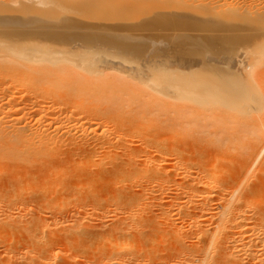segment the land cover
<instances>
[{
  "label": "bare ground",
  "instance_id": "obj_1",
  "mask_svg": "<svg viewBox=\"0 0 264 264\" xmlns=\"http://www.w3.org/2000/svg\"><path fill=\"white\" fill-rule=\"evenodd\" d=\"M22 1L20 5L17 0V3L14 2L15 4L13 5L18 6L7 5L9 1H4L7 4L0 5V186L2 185V181L4 184L2 185L3 188L2 186L0 187L1 264H77L80 261L81 264H87L89 263L88 261H90H87V259L90 258H83V255H80V253H86L88 251L87 246L92 243L95 245L97 238L101 240L102 235L107 234L108 231V235H105L108 236L106 238L107 241L103 237L104 242H106V251L101 252V256L95 254L97 258H94L95 260L91 259L90 262L93 261L92 264H167L166 262L169 261L160 260L159 257L158 260L160 261L154 259V262L153 260L150 261L151 258L147 259L146 257V259H142L141 256H138L141 254L144 256L146 253L155 254V257L158 256V253L161 251H158L157 245H159V240L161 241L164 234V238L167 236L166 230H169V228L172 229L171 233L174 232L177 236L176 238L180 242L178 248H180L181 245L184 247L183 244L186 242L182 241H184L183 239L185 237L190 238L189 241L187 240L190 242V245L197 244L199 246L197 249L191 246L192 250H196L195 253H191L190 247L188 248L190 251L185 248L189 244L187 242L188 244L186 243L185 247L177 252V264H264V200H254L255 194L264 191V31L259 32L257 35L255 34L251 41L250 37L253 32L247 33L248 35L245 32L248 37L250 34L251 35L248 38L249 41H245L246 38H244V41L247 43L252 42L255 45L257 44V49L260 48V50L258 52L256 50L252 52L254 54L260 53L257 56L255 54L256 57L254 59L252 58L254 56L252 53L251 58L253 60L248 59V61L247 58H250V55H245V57L240 55L242 58L236 63L239 65L240 69L238 66L237 68L235 66L237 69L235 70L233 67L236 64L234 63L232 65V63L236 61L233 58L235 57V51L234 53L232 51L236 46L231 50L233 55L229 52L231 56L227 53L228 51H224L228 54L227 55L223 54L224 52L220 50V48L219 50H215L218 48L216 45L221 38L216 37L217 39L214 40V37H209V35L212 36L211 34L213 33H206V37H200L201 39L206 38V44L204 41L193 42L197 45L196 48H198L193 51H187L189 47L185 50L183 46L185 42L182 43L178 39L175 44L173 43L174 45L171 42V47L169 43V48H167V46L166 49H162L156 46L158 42L156 38H154L155 36L142 35L146 30H155V28L157 30V28H162V30L170 31V33L166 31L163 32L164 37L166 36L165 33L178 36L180 31L186 30V27H183L184 24H187L186 20L187 22L192 21L183 18L184 11L188 14V12H193V10H195L196 12H194L198 15L200 11L198 9L201 8L200 12L205 14L208 11L207 9L210 8L211 10L209 9V11L211 14L212 8L203 3L205 0H197L201 5L197 3V6H193V10L191 5V10L188 8L189 6L186 7L188 11L185 9V6L180 8L182 4L178 7L175 3L171 2L172 0L169 1V3L168 1L166 3L164 2L166 5L173 3L174 7L177 6V8H180L178 9L180 11L184 9L183 12L179 11L182 17L178 16L176 20H173L176 15L171 17L173 19H166V14L169 16L171 14L170 12H172V8L168 7L169 13H164L168 5L165 7L163 3L162 7V4L158 2L160 7L154 0H146L147 2H143L144 0H142L144 4L146 3L145 5H150L148 2H152V4L155 2L156 4H153L152 7L150 6L152 9L154 5L162 9L165 8L164 11L161 10L163 14H165V16L163 15L165 18L161 17L162 20H159L160 22L158 21L160 27L158 24V26L156 24L152 25V20L147 22L150 24L144 23V26L141 24L143 21H141V23H139L141 27H137L138 31L140 29L145 30V32H142L141 35L136 37H131L129 33L128 35H122L121 33L115 35L119 33L117 30L129 29L126 23H124L125 21L122 20V18L126 20L128 16H126L127 18L122 16L126 13L128 14L127 11L131 12L132 10H125L124 8L127 5L123 4L124 2L122 3L121 1H119L120 3H118L117 6H115L116 3H110V5L112 4L110 6L106 0L105 2L101 0H84L85 2L82 0L83 2H80V0L76 1V3H72L71 1L70 3L68 0H43V3L46 2L47 5L49 4L52 7L50 8V11H52L51 14L55 12L54 14H56L57 18L59 17V14H57L59 13L57 12L59 6H62L59 10L63 7H65V9L70 7V9L74 8L73 11L75 12H73V14H85V16H81L82 18L79 20L74 19L76 21H73V18L71 19L75 14L72 16L62 14L65 18H70L68 22H71V20L75 22H71L70 25V23L66 24L67 22L64 20L63 22L65 24L63 25V22L60 21L59 23L62 22V27L59 24L55 25V23L54 25L56 27L53 24L51 25V19L49 18L50 20L48 21L46 19L47 16H39L40 11H43L41 14L45 13L46 15V13H48L46 11L44 12L46 5H41L44 7L42 10V7L39 6L41 7L40 11L37 12L39 9L37 5L40 4V2L42 3V0ZM131 1L128 2L132 3ZM134 1L136 2L138 0ZM175 1L177 2V0ZM209 1L213 2L212 0H208V2L206 0L205 2L209 4ZM222 1H225L229 7L230 5H235L237 2L236 9L238 8L237 10H239V0L234 3H232V0V2L230 0H228L230 2H227V0ZM245 1H243L245 5L239 2V4H241L240 6H247V0ZM0 3H3L2 0ZM103 3L105 6L102 5ZM198 4L201 7H199ZM213 4L214 3H212V5ZM97 5L102 7L100 8ZM113 5L117 7V9L113 8ZM219 5L221 7L222 3ZM219 5H214L213 8L216 9ZM224 5L225 4H223V7ZM56 7L58 8L55 11L54 9ZM103 7L106 9V12L108 13L109 11L111 15L114 10L122 12L119 9H124L121 16L122 18L120 17L121 14L118 15L117 12L113 14L114 16L107 18L110 15L105 16L106 12ZM107 7H110L109 10ZM118 7L121 8L118 9ZM159 7H154L156 11L153 10V12H155V14L159 11ZM196 7L199 8L196 9ZM204 7H206V12H202V8L204 9ZM234 7L230 8L235 9ZM230 8H228V11ZM88 9H91L89 10L90 12L87 11ZM96 9L98 12L100 11V14L94 12ZM136 9L137 8L134 10L137 11L138 9ZM92 10L93 12H91ZM178 10L175 13H177ZM237 10L234 11L238 14ZM102 11L104 13H101ZM144 11L145 9L143 8V12H140L145 13L146 11ZM161 11L158 13L160 14ZM259 11H262V9ZM186 12L185 15H187ZM212 12L215 13L214 11ZM229 12L231 13L233 11L230 10ZM257 12L256 15L258 14ZM150 13L146 14H154L152 12ZM195 13L191 14L195 15ZM261 14H263V11ZM116 15H118V17L121 18L119 20L123 22L119 21L117 17L116 20H118V22L116 20L114 21ZM208 15H206V17H210ZM213 15L215 17L217 16V14ZM213 15H211V17ZM218 15L217 17L219 18H217V22L223 17L221 13ZM220 15L222 16L221 18ZM227 15L224 14V17H227ZM230 15L232 14H229V16ZM239 15H241L239 17L242 18L243 14L241 13ZM190 16L189 13V17ZM202 16L205 18V15ZM232 16L238 20H235L236 22L240 21L235 17L237 15L233 14ZM42 17H44V21L46 20L47 22V25L44 24L45 26H43L44 22L42 21ZM56 17L53 16L52 18ZM95 17H100V19L107 18L108 20L97 21ZM140 17L141 16L138 18ZM158 17L159 16H157V18ZM185 17L187 18L188 15ZM62 18L63 17H61V20H63ZM178 18L185 21L179 20ZM257 18L259 17L257 16ZM260 18L261 19L255 22L253 21V25L260 26V24H264V16L262 15ZM58 19L60 20V18ZM223 19L222 22L220 21V26L222 23H224V25L217 28L219 31H221V28L224 31H231L235 26L233 24V18H225L224 20L227 19L226 23L223 22ZM251 19H253V17ZM54 20L55 19H53V21ZM147 20L149 21V19ZM156 20L157 19H155L154 23L157 22ZM199 20L200 19L197 21ZM38 21H42L43 23L39 22L40 25H38ZM244 21L242 20V22ZM228 22H230V24ZM231 22L233 26H231ZM201 23L196 25H194L195 23H191L192 26L189 24V27L193 28L197 25L200 26ZM213 23L209 22V24H212V26H210L212 28ZM227 23L228 26H226ZM249 23L250 22L245 24ZM214 24L216 25V22ZM237 24L239 26V23ZM145 25H149L146 26L148 28H146ZM198 26L196 28H198ZM224 26L228 28L225 29ZM229 26L231 29H229ZM247 26L250 27L251 24ZM202 27H204V25ZM207 27H209V25H207ZM215 27L213 29H215ZM241 27L239 26V28ZM72 28L73 30L75 28L78 29L77 31H73ZM235 28L236 26L233 29ZM239 28L236 30H240ZM92 29L99 30L100 33L101 29L103 31L107 30V35L110 32H113V34L114 32L116 33L113 38L112 36L110 37V35L105 37V33L104 37H101L95 32L96 30L94 31ZM218 29L215 31H218ZM244 29L246 30V28ZM248 29L249 28H247V30ZM208 30L206 29L205 31ZM134 31L136 30L134 29ZM15 34L17 36H14ZM154 34L157 35L156 33ZM203 34L204 33H202V35ZM243 34L244 33H242V35ZM158 35L157 37H159L161 33L159 36ZM233 35L237 34L230 33L231 38L229 40L235 38ZM40 37H42V40H50L52 45L50 43L47 45L48 41L44 43L45 45L41 44L39 41ZM170 37L172 39V36H169L167 39ZM241 37L240 35V39H243V37ZM181 39L180 37V40ZM198 39L199 38H197V40ZM144 40H146V42H143ZM148 40H150V42ZM191 40L194 41L193 39ZM221 40L223 42L226 39ZM234 40L232 43H236V40ZM182 41H184V39ZM244 41L243 43H245ZM177 42L179 43L177 44ZM208 42L213 45V47L210 48L209 45L206 47ZM222 42L218 44H222ZM186 44H188V42ZM252 45L253 44H251V46ZM226 49L224 48L223 50ZM97 51L104 53L105 56H99ZM81 52L85 53L81 54V56ZM77 54V59H81V61L79 60L80 63L76 62L77 60H74V58H69V55L70 57L71 55L72 57H76L75 55ZM122 61L129 65L120 66ZM101 64H106L105 68H100L103 67L100 66ZM91 66L95 68L100 67L95 70L91 68ZM121 67H129L131 71L137 69L136 75H133V73H131V75L129 72V74H126L127 76H124V69H121ZM105 69L106 71H104ZM107 69L110 72L114 70L117 74L115 72L111 74L109 71L107 73ZM144 70L148 71V74H146L147 72L145 73ZM124 71L128 73V71ZM133 72L135 73V71ZM121 73H123V76ZM137 82L141 84L146 83L148 89L142 88ZM24 91L27 92V96L29 94L31 95L29 96L30 99H32L33 96H36L33 97L35 99L40 96L42 98H39L40 100L24 99L23 95L25 93H20ZM19 93L22 96L19 95ZM36 94H39V97H37ZM165 97L174 100L168 99V101H166ZM151 98H153L152 101H150ZM170 101L175 103L169 105L168 103ZM30 106L36 107L38 111L43 112L42 115L38 117L35 115L36 117L34 116L33 119V115L31 116V120L34 121V123L32 122L33 124L36 125V123L38 124V122L42 120V126L39 124L40 127H33V125L30 126L28 122H25L27 120L23 113L21 115V112L28 109ZM249 112H255L257 116H244L245 113ZM162 114L165 115V124L161 121L164 120V117L163 119L160 117ZM143 116H148V119L153 120L154 124L152 125L157 124L159 127L158 130L154 133L147 132L144 135H141L139 133L141 131L139 130L137 136L141 135L144 141L139 143V147H133V145L126 146V148L120 147L119 142L121 143L122 138L127 136L125 135L126 127L122 129V132L119 131L117 133V131L114 132V130L119 126L114 129L115 124L113 123L125 125V123L128 122L130 125H133L134 120H140ZM84 118H88L91 124L88 123L91 127L93 124L97 127L103 125L100 128V130L102 129L101 132L99 134L97 133V135L90 134L89 136H82L80 134L82 137L76 140V138L72 136L73 128L63 129L65 126L72 127L76 123H81L79 121H82ZM31 120L29 122H31ZM85 122L86 120L84 123ZM51 127H53V129H51ZM94 127L92 129L97 128ZM83 128L85 129V127ZM111 131L116 134L110 136L109 132ZM205 136L207 144L206 146H202V141ZM147 137L150 138L152 143L149 144L150 140L147 141L148 139L144 140ZM232 142L235 143L234 147H232ZM67 143L71 146L68 148L72 149L73 152L77 151V154L75 153L76 158L78 157L77 160H75L73 164L71 162L68 164L69 167L72 164L71 167L73 168L71 169L73 171L81 169L85 175L89 176L90 180H94V178L98 180L103 177L102 174L109 171H112L113 174L118 171V176L116 174L113 176V178L119 180L118 182L116 181L118 185L131 183H139V185H141V183H144V186H141H146V190H151L153 192L150 191L152 194L151 200H149L147 194L139 193L140 195L138 198L137 195H135L131 199L130 197L132 195L129 194V199L124 198L125 200L121 203L119 202L121 200L120 196V198L115 199L116 196L114 194L117 193L116 190L112 191L113 195L109 196L111 200L115 197L114 199L116 201L114 199L110 201L109 197H103L105 199L100 197L101 199L99 200H94L95 198H92L91 200V195L88 194V196H85L86 194L82 191L84 194L83 196L86 197L87 204L91 202L90 206L88 205L87 207L85 204L86 201H84L85 199L83 200V198H81V189H84L83 186L85 185L79 184L75 187L76 192L79 190V192H81V196L78 195L80 196L79 200L77 196L73 198L75 196H73L74 193L72 192L71 200H68L71 193L68 194V198L63 194L58 202H51V204L54 203L53 206L50 205L53 207L50 208L52 210L40 212L37 215L38 217L36 216V218H39V221L35 218V223L31 222L33 219L28 221V217L25 218L24 215L20 213V210L23 209L22 207L26 203H24V199L21 198L25 196L27 192L32 190L35 191L40 188V181L42 183L52 182V179L56 177L58 172L60 174H65L64 168H61L60 171H55V167H53L52 164L55 160L64 162L69 161L67 159L69 157L67 156V158H65L64 154L61 156L63 157L62 160L60 159L61 157L58 159L59 156L56 155L60 150L63 151V147ZM87 144H93L96 148L92 146V149H94L93 151L89 152L87 150L85 151L87 153H84V151H82L83 154L82 152L80 153V150L84 148V146H81ZM65 147L64 150L68 149L67 145ZM134 149L137 150L139 157H136V154H133L135 157L132 156ZM120 150H124V155L121 157L122 160L118 163V161L116 162L117 157L119 159L117 155L120 154L117 152ZM70 158H75V156L71 155ZM233 161H235V163H233ZM108 167H111L110 169L117 168L110 170ZM104 170H106L105 173ZM113 170L117 171L114 173ZM21 174L22 176L25 174V177L21 178ZM18 175L21 179L17 177ZM63 179L62 177V180ZM102 179L100 180L102 181ZM64 181L62 182L64 183ZM97 182H99V180ZM90 186L91 185L87 186V188L90 189ZM63 187L64 186L60 188L64 191ZM91 187L93 188V186ZM92 190L93 189H90V191ZM66 191L67 189H65V192ZM92 192L94 194V190ZM97 196L99 197L100 195ZM87 198L90 202H88ZM113 201H115V203ZM125 201L129 202V204L128 202L126 203L128 207L123 205ZM80 202H84L85 205L82 203L80 204ZM105 202H109L111 205L113 202L114 204H118V207L116 209L115 207L111 208L112 206L109 208L107 207L111 212H106L101 210V207H103V209L106 207L107 204L102 206ZM79 204L80 206L83 205V207L86 206V208L81 211L79 209L80 212H72L76 211L75 209ZM122 205L124 206L123 208L127 209L121 208ZM114 209L119 210L116 212L120 214V216H118L120 217V222L117 224L115 223L112 226L113 228L109 229L107 225L103 223L104 220H109L107 218L104 219V217L102 218V216L104 212H109V214L115 213L117 215L116 212H112ZM150 210H154L153 213H149L151 212ZM155 210H158V212H155ZM147 213L148 215L146 216ZM155 213L156 215H154ZM105 215L106 214H104V216ZM136 215H138V221L135 222L132 218ZM145 216L149 220H147ZM142 218L143 220H141ZM146 220L149 222H153L151 220L155 221V223H151L152 227L153 224H156L159 225V229H162L160 227L166 229V225H168L169 228L167 227L168 229L163 232L164 230H159L156 225H154L156 228L150 226L148 229L146 227L148 229L146 231L154 228L158 229L156 231L159 233L157 232L158 235L154 234L155 236L152 235L155 229L152 230L153 232L150 231L151 234H148L149 232L145 234V231L142 230L144 232L141 231V233H143L142 235L145 234L148 237L150 235H152V237L154 236L152 239L148 240L149 242L150 240H154V242L158 241V244L156 243L153 247L154 242H152L153 244L150 242L149 244H151L152 248H149L150 250L147 249V252L142 248V253L136 256V254L131 253V251L135 249L132 247L138 243V240H135V243H130L131 238L134 236L141 237V239L144 238L141 234L137 235L135 228L140 226L139 222L143 223ZM182 222L184 225L183 227L181 225ZM110 223L109 225L112 224ZM142 223L140 224L144 225ZM145 225L148 226L150 224L147 222ZM52 226L62 227V232L59 233L58 230H52ZM106 227L107 230L109 229L108 231ZM140 227L137 230H140ZM111 229L112 232H110ZM134 229L135 231L132 232ZM50 230L56 232L53 233ZM130 231L132 235L134 233L136 234L132 236L130 235ZM62 233L64 235H61ZM188 233L190 236L184 235H188ZM21 234L26 236H24L27 238L25 241H28L29 244H24L25 246H23L21 243H16L17 241H15V238L21 236ZM6 235L10 237V240H6L9 243L5 246V244L2 243L4 242L2 239ZM62 236L65 245L58 249L62 242L58 245L59 242L57 238H61L60 240H62ZM129 236L130 242L128 240ZM148 237L145 239L147 240ZM5 238L7 239V237ZM149 238H151V236ZM141 239H139L140 242H142ZM101 241L103 242V240ZM143 241L145 240L143 239ZM162 241H164L163 243L165 244H160L161 246H170L169 244L173 242L171 241L169 243L168 241L169 244H167L165 239ZM173 246L174 244L168 248H177V246ZM167 247L165 249H167ZM163 248L164 247H160V250ZM77 251L81 252L77 253ZM99 251H97V253ZM163 251L166 252L164 249ZM80 256L83 258L82 260L79 258ZM95 256L91 257L93 258ZM151 256L153 255H150V257ZM176 258L175 264L177 261Z\"/></svg>",
  "mask_w": 264,
  "mask_h": 264
},
{
  "label": "rangeland",
  "instance_id": "obj_2",
  "mask_svg": "<svg viewBox=\"0 0 264 264\" xmlns=\"http://www.w3.org/2000/svg\"><path fill=\"white\" fill-rule=\"evenodd\" d=\"M4 1H7V2L9 1V2H8V4H7V3L4 2ZM12 1H13V2H12ZM44 1H45V0H44ZM52 1H54V0H52ZM55 1H58V0H55ZM70 1H71L72 3H74V2L76 3V1H80V0H68V2H70ZM83 1H84V0H83ZM83 1L81 0L80 2H83ZM85 1H86V0H85ZM85 1H84V2H85ZM101 1H104V2H105V0H101ZM106 1H107V3H109V5H110V3H116L115 6H117V4L120 3L119 1H121L122 3L124 2L123 4L127 5L124 9H125V10H126V9H131V10H132V11L130 10L131 12L127 11L128 14L126 13L125 15L122 16L124 9H122L121 7H118V9L121 8V9H119V10H121L122 12H117L116 10H114V11H112V15H111V13H110L109 11H108V13H107V12H106V9L103 7V8L105 9V12H106L105 16H106V15H110V16H108L107 18H110V17L114 16L113 14L116 13V12H117L118 15L121 14L120 17L122 16V17L127 18L126 16H128V18H127L126 20H124V18H122V17H121V18H122L123 21H125L124 23H126V26H128L129 29H127V30L121 29V31H120V30H117V32H119V33L114 32V34L116 33L115 35H119V34L121 33L122 35H123V34H124V35H126V34L128 35V33H129V35H131V37H132V36H134V37L139 36V35H141L142 32H145V30H140V29H139V31H138V28H137V27H139L141 24H143V26H144V23H145V24H150V23H147V22H150L151 20H152V22H151L152 25H153V24H156V25L158 24L159 27H160V23H159V22L162 20V18L165 16L166 13H169V12H168V11H169V8H172V12H173V13L170 12V13L172 14V15L170 14L171 16H170V15L167 16V14H166V19L169 18V20H170L171 17H174V16L176 15V17H174V19L171 18V19H173V20H176V18H177L178 16H179V17H182L180 12H183V11H184V9H183V10L181 9V11L178 10V9L183 8V6H185V9H187V11H188V8L190 9V5H191L192 10H193V6H197V3H199V4L201 5V3L198 2L197 0H194V1H193V0H191V1H188V0H177V2H176L175 0H174L175 2H174L173 0H172V1H171V0H154V1L157 2V3L160 2V4H162V5H161L162 7H163V3H164V2L166 3L167 1H168V3H169V1L175 3V5H177L178 7H180L181 4H182V6H181L180 8H177V6L174 7L173 3H171V2H170L171 4H167L168 6L164 3V6H165V7L167 6V7H166V9H165V8L162 9V8H160V7H161L160 4L158 3V5L160 6V7L157 6V7L160 8L159 11H161V10L164 11V9H165L166 12H164L165 14H163V12L161 11L160 14H159V13H158L159 11H157L156 14H155V12H153V10H154V7H155V8H157V7H156L155 5H154L153 9H152L151 7L153 6V4H156V3L153 2V4H152V2H148V3H150V5H149V4H148V5H145L146 3L144 4L143 2H147L148 0H147V1L144 0L143 2H142V0H138V1H136V2H135L134 0H132V1H131V0H128V1H131L132 3L128 2L127 0H106ZM139 1H140V2H139ZM150 1H152V0H150ZM203 1H204V0H203ZM205 1H206V0H205ZM205 1H204L203 3H204L205 5H207V6H209V7L211 6L212 11H214L215 13H213V12L211 11V14H210V11H209L210 8L207 9V10L209 11V12H208L207 10H205L206 7H204V9L202 8V12H203V11H204V12L207 11L205 14H204V13L202 14V13L200 12V11H201V8L198 9V10H200V11L198 12V13H199L198 15H197V13H195V12H196L195 10H193V12H191V11L188 12V14H187L186 11H184V12H183V13H184L183 18H184V19H189V20H192V21L190 22V21L188 20L189 22H187V20H186V23H187L188 25H187V24H184V25H183V27H184V26L186 27V28H185L186 30H185V31H183V30L180 31L178 36H176V35H171V34L168 35V33H170V31L162 30V28H159V29L157 28V30H156V28H155L156 31H155L154 29L146 30V32H145V33H142V35H150V36H152V37L155 36L154 38H156V40H157V42H158V43H156V44H157L156 46H159V47L162 48V49H166V47L169 45V43H170V47H171V46H172V45H171V42H172V44H173V43L175 44V42L179 40V41H181L182 43L185 42V43L183 44L185 50H186L187 47H189V50L187 49V51H191V50L193 51V50H195V49H198V48H196V47H197V45L195 44L196 42H198V41H204L205 44L207 43V42H206V38H205V39H204V38L201 39V38H200L201 36H205L206 33H208V34L213 33V34H211L212 36L209 35V37H211V38L214 37V40L217 39L216 37L221 38V39H223V40L226 39V40H224L225 42H224V41L222 42V40L219 39L220 41L218 40L217 45L215 44L216 47H218V48H216L215 50H219V48H220V50H222L223 52H224V51H226V52L228 51L227 53H229V52H231V50L233 49V47L236 46V48L233 49V51H232L233 53H234V51H235V57H236V58H235V57H233V58H234V60H236V61H234V62L232 63V65H233L234 63L236 64L237 61L240 60V58H242V56L245 57V55H246V56H249V55H250V58L252 57V55H254V56L252 57V58L254 59V58H255L260 52L257 53V54L255 53V54H256V56H255V54H254L252 51L256 50V51L258 52V51L260 50V48L257 49V46H258L257 44L255 45V44L252 43V42H250V43L248 42V43H247V42H245V41L248 40V38L250 37L251 34L249 35V37L247 36L249 33H252V32H253V33H252V36L250 37V41H251V40H252V37H254L255 34L257 35L259 32H263V31H264V27H263L264 24H260V26H259V25H253V21L255 22V21H257L258 19H261L260 16H262V15L264 16V10H263V9H264V8H263L264 5H262V4H264V0H247V4H246L247 6H244V7H243V5H242V6H240V5H241L242 3L244 4V3L246 2L245 0H242V1H241V0H239V1H238V0H235V1L232 0L233 2L230 0L232 3L238 1V7H239V10H237L238 8L236 9V7H237L236 4H237V2L235 3L236 6L233 4L235 7H234L233 5H230L231 8H233V7L235 8V9H231V8L226 4V2H225V1H222V0H212L213 2H210V1H209V2H210L209 4L206 3ZM219 1H220V2H219ZM221 1H222V2H221ZM230 1L227 0V2H230ZM243 1H245V2H243ZM0 2H1V0H0ZM2 2H3V3H0V5H2V4H4V5L7 4V5H9V6H18V5H13V4H15L14 2H16V0H15V1H14V0H2ZM10 2H11V3H10ZM17 2H18L19 5H20V2H23V1H22V0H21V1L19 0V1H18V0H17ZM17 2H16V3H17ZM71 2H70V3H71ZM195 2H196V3H195ZM207 2H208V0H207ZM239 2H240L241 4H239ZM257 2H258V3H257ZM260 2H261V3H260ZM262 2H263V3H262ZM9 3H10V4H9ZM42 3H43V0H42ZM42 3L40 2V4L37 5V8H38L39 6H41V5H43V6L46 5L45 8L41 6L42 8L39 7V9L37 10V12L40 11V8H41V10L44 8V12L46 11V12H48L49 14H48V13H46V15H45V13H42V14H41V12H43V11H40L39 16H40V17L43 16V15H44V17L47 16L46 19H47L48 21L51 19V20H50L51 25H52V24L54 25V23H55V25H56V24H57V25L59 24V25L61 26V25H62L61 23H62L64 20H66V22H67L66 24L70 23V25H71V22L76 21V20H74V19L79 20L80 18H82L81 16H83V15L85 16L84 13H83V15H81V13H79V14L74 13V14H75V15H74V14H73V12H75V11H73L74 8L70 9V7L66 8V9H65V7H63V8H64V9L62 8L63 10H62V9L59 10V9L62 7V6H59V8L56 7V8L54 9V10L56 11V9L58 8V9H57V12H59V13H57V12H56V13L59 14V17H58V18H60V20H59V19L56 17V14H54V13H55L54 11H53L54 13L51 14L52 11H50V8H52V7H51L49 4H48V5H49V6H48L46 2H44L43 4H42ZM107 3H106V4H107ZM178 3H179V5H178ZM190 3H191V4H190ZM212 3H214V4L212 5ZM217 3H218V4H217ZM220 3H222V6H221V7H220V5H219ZM249 3H250V5H251V8H250ZM252 3H253V4H252ZM254 3H255V4H254ZM99 4H101V3H99ZM99 4H98V5H99ZM151 4H152V5H151ZM187 4H188V5H187ZM195 4H196V5H195ZM199 4H198V6H199ZM210 4H211V5H210ZM223 4H225L224 7H223ZM98 5H97V6H98ZM102 5L105 6L104 3H103ZM109 5H108V6H109ZM111 5H112V4H111ZM111 5H110V6H111ZM205 5H203V6H205ZM214 5H219V6L216 7V9H215V8H213ZM244 5H245V4H244ZM258 5H259V6H258ZM260 5H261V6H260ZM93 6H94V5H93ZM93 6H92V7H93ZM97 6H96V7H97ZM106 6H107V5H106ZM115 6L113 5L112 7L115 8V9H117V7H115ZM150 6H151V7H150ZM188 6H189V7H188ZM203 6H202V7H203ZM226 6H227V9H226ZM46 7L49 9V11H48V9H47ZM94 7H95V6H94ZM98 7L101 8L102 6H98ZM149 7H150V8H149ZM168 7H169V8H168ZM186 7H188V8H186ZM199 7H201V6H199ZM199 7H196V9L199 8ZM259 7H260V8H259ZM37 8H36V9H37ZM103 8H102V10H103ZM109 8H110V7H107L108 10H109ZM135 8H137L138 10L136 9L137 11H135V10H134ZM143 8H144L145 11H146V12L144 11L145 13H141V12H143ZM148 8H149V11L147 12V9H148ZM194 8H195V7H194ZM217 8H218V9H217ZM228 8H230L229 11L231 10V11H233V12L230 13V12L228 11ZM92 9H93V8H92ZM150 9H151V10H150ZM174 9H175V10H174ZM249 9H250V10H249ZM261 9H262V11H263V14H261L262 11H259V10H261ZM52 10H53V9H52ZM89 10H91V9H88L87 11H89ZM93 10H95V9H93ZM93 10H92L91 12H93ZM98 10H99V8H98ZM133 10H134V11H133ZM170 10H171V9H170ZM173 10H174V11H173ZM177 10H178V12H177L178 14L175 13ZM190 10H191V9H190ZM210 10H211V9H210ZM216 10H217V11H216ZM234 10H237V11H238V14H237V12H235ZM244 10H245V11H244ZM247 10H248V11H247ZM103 11H104V10H103ZM103 11H102L101 13H104ZM140 11H141V12H140ZM154 11H156V10H154ZM179 11H180V12H179ZM194 11H195V12H194ZM218 11L223 15V17H224V14H225V15L228 14L227 17H226V16L224 17V19H225V18H227V19H228V18H231V19L233 18V21H234L233 24L236 26V28L233 29V28L235 27V26H234V27L231 29L230 26H229V29H231V31H229V30H225V31H224L222 28H221L220 30H221V31L223 30V31H222V32L219 31V29H218L217 27L220 26L223 17L220 15V18H221V17H222V18H221V20L219 19V22H220V21H221V22H220V23L217 22V21H218L217 18H219V17H217V16H219L218 14H220ZM251 11H252V12H251ZM255 11H256V12L258 11L257 13H258L259 15H258V14L256 15V12H255ZM89 12H90V11H89ZM94 12H95V13L97 12L96 14H100V13H99L100 11L98 12L97 9H96V11H94ZM134 12H135V14H134ZM136 12H138V13H136ZM150 12H152V13H154V14H153V15H147V14L150 13ZM185 12H186V14L188 15V17H189V13H190L191 16H190L189 18H188V17L186 18L185 16H187V15H185ZM227 12H229V13H227ZM260 12H261V13H260ZM109 13H110V14H109ZM139 13H140L141 15H140ZM146 13H147V14H146ZM157 13H158V14H157ZM191 13H195V15H194V14H191ZM200 13H201L202 15H205V18H204ZM212 13L215 14V15L217 14V16L215 17ZM226 13H227V14H226ZM235 13H236V14H235ZM241 13L243 14V15H242V18L239 17V16H241V15H239V14H241ZM62 14H63V15H66V16H72V15H74L73 17H71V19L73 18V21L71 20V22H68V19H70V18H68V17L65 18L64 16H62ZM88 14H89V13H88ZM138 14H139V15H138ZM143 14H144V15H143ZM150 14H151V13H150ZM208 14H210V15H208ZM229 14L237 15V16H235V17H237L241 22H240V21H239V22H236L235 20H237V19H235L234 16H232V15L229 16ZM48 15H49V16H48ZM79 15H80V16H79ZM118 15H116V16L114 17L115 19L113 18L114 21H115L117 18H118V20L121 19V18L118 17ZM163 15H164V16H163ZM182 15H183V14H182ZM192 15H193V17H192ZM199 15H200V16H199ZM206 15H208V16H210V17H206ZM211 15H213L214 17H213V16L211 17ZM244 15H245V17H244ZM53 16L56 17V18H52ZM57 16H58V15H57ZM75 16H76V17H75ZM78 16H79V17H78ZM100 16H101V15H100ZM102 16H104V15H102ZM139 16H141L142 18H141V17L138 18ZM144 16H145V17H144ZM154 16H155V17H154ZM157 16H159L160 18H159V17L157 18ZM231 16H232V17H231ZM257 16H258L259 18H257ZM44 17H42V18H43L42 21H43L44 23H43L42 21H38V22H37L38 25H40L39 22H41V23H43V26H45L44 24H46L47 22H46V20L44 21V19H45ZM61 17H63V18H62L63 20H61ZM116 17H117V18H116ZM161 17H162V18H161ZM196 17H197V18H196ZM252 17H253L254 20L251 19ZM49 18H50V19H49ZM95 18H96L97 21L108 20L107 18H105V19H100V17H99V18L95 17ZM101 18H102V17H101ZM132 18H133V19H132ZM135 18H136V20H135ZM137 18H138V19H137ZM164 18H165V17H164ZM211 18H212V19H211ZM240 18H241V19H240ZM245 18H246V20H245ZM53 19H55V20H54L55 22L53 21ZM56 19H57V20H56ZM140 19H141V20H140ZM147 19H149V21H148ZM153 19H154V20H153ZM155 19H157V20H156L157 22L154 23ZM166 19H163V20H166ZM178 19H179V18H178ZM193 19H194V21H197L198 19H200L199 21H197L198 23H201L202 21H204V22L201 23L200 26L197 25L199 29L196 28L197 26H196V27H193V28H192V27H189V24H190L191 26H192V24H194V23H195L194 25L198 24L197 22H194ZM213 19L215 20L216 25H218V26H216V25L214 24L215 22H214ZM224 19H223V22L226 23L227 19H226V20H224ZM247 19H248V20H247ZM109 20H112V19H109ZM118 20H116V21L118 22ZM122 20H119V21H122ZM128 20H129V21H128ZM145 20H146V22H145ZM159 20H160V21H159ZM179 20H182V19H179ZM211 20H212L214 23H213ZM216 20H217V21H216ZM242 20H243V21L245 20V21H244L245 23H248V22H250V23H249V24H245L244 22H242ZM251 20H252V21H251ZM57 21H58V23H57ZM60 21H62V22L59 23ZM114 21H113V22H114ZM123 21H122V22H123ZM141 21H143V22L141 23ZM158 21H159V22H158ZM182 21H185V20H182ZM230 21H232V20H230ZM237 21H238V20H237ZM130 22H131V23H130ZM206 22H207V23H206ZM209 22L213 23V28L216 26L215 29H213L212 27H210V26H212V24H209ZM73 23H75V22H73ZM73 23H72V24H73ZM136 23H138V24H136ZM139 23H141V24H139ZM191 23H192V24H191ZM203 23H206L207 25H209V27H207V25H206V24H203ZM228 23L230 24V22H228ZM228 23H227L226 26H228ZM235 23H236V24L239 23V26H240V27L243 26L244 28H246V30H247V28H249V29H248L247 31H246L243 27H241V28H242V29H241V28H239L238 24L236 25ZM64 24H65V23L63 22V25H64ZM162 24H163V23H162ZM233 24H232V22H231V26H233ZM241 24H242V25H241ZM243 24H245L246 26L243 25ZM250 24H251L250 27L247 26V25H250ZM41 25H42V24H41ZM46 25H47V24H46ZM48 25H49V24H48ZM55 25H54V26H55ZM133 25H134V26H133ZM158 25H157V26H158ZM186 25H187V26H186ZM203 25H204V27H205L207 30H208V29H209V30H208V31H205L206 29H205L204 27H202ZM205 25H206V26H205ZM214 25H215V26H214ZM223 25H224V23H222L221 26H223ZM261 25H262V26H261ZM60 26H58V27H60ZM146 26H149V25H145V27H146ZM221 26H220V27H221ZM237 26H238V27H237ZM258 26H259V27H258ZM41 27H42V26H41ZM55 27H56V26H55ZM61 27H62V26H61ZM130 27L134 28L136 31H134V29H132V28H130ZM140 27H141V26H140ZM251 27H253V28H255V29H253V28H251ZM261 27H263V28H261ZM146 28H148V27H146ZM187 28H188L189 30H188ZM195 28H196V30H195ZM216 28L218 29V31H215V30H217ZM224 28L227 29L228 27H225V26H224ZM238 28H239L240 30H236V29H238ZM77 29H78V28H77ZM77 29L75 28V29L73 30V28H72L73 31H77ZM183 29H184V28H183ZM190 29H191V30H190ZM212 29H213V30H212ZM256 29H258V30H256ZM92 30L95 31L96 29H92ZM128 30H131V31H128ZM211 30H212V32H211ZM12 31H13V30H12ZM97 31H98V32H97ZM100 31H101V33H102L103 35L99 32V30H96L95 32L98 33L99 36H101V37H104V33L106 34L105 37H108V36L110 35V37L112 36V38H113V36H114L113 32H110V33H108V35H107V30L103 31V30L101 29ZM126 31H127V32H126ZM147 31H148V33H147ZM160 31H161V32H160ZM165 31L168 32V33H165L166 36L164 37L163 32H165ZM213 31H214V32H213ZM138 32H140V33H138ZM153 32L156 33L157 35H158V34L160 35V33H161L162 36H161V35H160V36L158 35L159 37H157V35H155ZM157 32H158V33H157ZM182 32H183V33H182ZM215 32H216V33H215ZM237 32H238V33H237ZM245 32H246V34H247V33H248V34L246 35ZM131 33H132V34H131ZM146 33H147V34H146ZM177 33H178V32H177ZM202 33H204V34L202 35ZM230 33L237 34V35H233V37H235V38H236V36H237L236 39L234 38V39L236 40V43H234V42L232 43V41H233L234 39L229 40V39L231 38ZM242 33H244V34L242 35ZM263 33H264V32H263ZM98 34H96V35H98ZM112 34H113V35H112ZM151 34H152V35H151ZM194 34H195V35H194ZM208 34H207V35H208ZM216 34H217V35H216ZM220 34H221V35H220ZM122 35H121V36H122ZM231 35H232V34H231ZM238 35H239V37H238ZM240 35H241L242 37H243L244 35H245V36L243 37V39H240ZM14 36H17V35L15 34ZM169 36H172V39H171V37H170L169 39H167ZM195 36H196V37H195ZM228 36H229V37H228ZM162 37H163L164 39H163ZM174 37H175L176 40L174 39ZM177 37H179V38H177ZM180 37L182 38L181 40H180ZM205 37H206V36H205ZM233 37H232V38H233ZM242 37H241V38H242ZM186 38H187L188 40H187ZM189 38L193 39L194 41H192V40L189 39ZM197 38H199V39H201V40H199V39L197 40ZM244 38H246L245 41H244ZM39 39H40L39 41H40L41 44H43V45H45L44 43H47V41H48L47 45H48L49 43H50V44L52 43L50 40H45V39L42 40V37H40ZM162 39H163V40H162ZM165 39H166V40H165ZM177 39H178V40H177ZM183 39H184V41H182ZM203 39H204V40H203ZM237 39H238V40H237ZM41 40H42V41H41ZM186 40H187L188 44H186V43H187ZM235 40H234V41H235ZM39 41H38V42H39ZM134 41H135V40H134ZM148 41L150 42V40H148ZM148 41H147V42H148ZM167 41H169V42H167ZM239 41H241L242 43L239 42ZM243 41H244L245 43H243ZM248 41H249V40H248ZM42 42H43V43H42ZM143 42H146V40H144ZM193 42H195V43H193ZM220 42H222V44H218V43H220ZM227 42H228V43H227ZM163 43H164V44H163ZM178 43H179V42H177V44H178ZM240 43H241V44H240ZM174 44H173V45H174ZM223 44H224V45H223ZM236 44H237V45H236ZM249 44H250V45H249ZM251 44H253V45L251 46ZM51 45H52V44H51ZM161 45H162V47H161ZM164 45H165V47H164ZM185 45H186V46H185ZM208 45L210 46V48L213 47V45L209 44V42H208V44L206 45V47H207ZM222 45H223V46H222ZM226 45H227V46H226ZM228 45H229L230 47H229ZM244 45H246V46H244ZM247 45H248V46H247ZM183 46H182V47H183ZM219 46H221V47H219ZM163 47H164V48H163ZM226 47H227V49H230V50H227ZM231 47H232V48H231ZM251 47H252V48H251ZM253 47H254V49H253ZM255 47H256V48H255ZM167 48H169V46H168ZM184 48H183V49H184ZM192 48H193V49H192ZM214 48H215V47H214ZM222 48H223V49L225 48L226 50H223ZM247 48H248V49H247ZM249 49H250V50H249ZM252 49H253V50H252ZM236 51H237V53H236ZM246 51H247V54H246ZM256 51H255V52H256ZM74 52H75V51H74ZM87 52H89V51H87ZM97 52L99 53V56H103V55H104V53H102V52H100V51H97ZM223 52H222V53H223ZM232 52H231V53H232ZM249 52H250V53H249ZM83 53H85V52H81L80 55L83 54ZM227 53L224 52L223 54H227ZM233 53H232V55H233ZM252 53H253V54H252ZM78 54H79V53H78ZM78 54L75 55L76 57H72V55H71V57H70V55H69V58H74V60H77L76 62H79V63H80L81 59H80V58L77 59ZM229 54H230V53H229ZM243 54H244V55H243ZM251 54H252V55H251ZM73 55H74V54H73ZM80 55H79V56H80ZM86 55H88V54H86ZM86 55H83V56H86ZM227 55H228V54H227ZM238 55H239V56H238ZM240 55H242V56H240ZM66 56H67V55H66ZM81 56H82V55H81ZM104 56H105V55H104ZM230 56H231V54H230ZM237 56H238V57H237ZM250 58L248 57V58H247V61H248V59H249V60H253L252 58H251V59H250ZM79 60H80V61H79ZM119 61H120V60H119ZM123 63H124V64H123ZM122 64H123V65H122ZM126 64H127L126 62H123V61H122V63H120V66H125ZM127 65H129V64H127ZM127 65H126V66H127ZM93 66H94V65H93ZM93 66H91V68H94L95 70H97L96 68L99 69L100 66H103V67H100V68H105L106 64H103V65L101 64L99 67H96V68L93 67ZM95 66H96V65H95ZM235 66H236V68H237V66L239 67V65L236 64V65H234V67H233L235 70H237V69L235 68ZM126 68H127V67H124V68L121 67V69H124V70L128 71V68H129V67H128L127 69H126ZM239 69H240V67H239ZM124 70H123L124 76H127L126 74H129V72H130V74L133 73V75H134V74L136 75V70H137V69L131 71L130 68H129L128 73H125ZM104 71H106V69H105ZM104 71H103V72H104ZM108 71H109V70L107 69V73H108ZM133 71H135V73H134ZM112 72H115V73L117 74V72L114 71V70L111 71V72L109 71V73H111V74H112ZM121 72H122V71H121ZM144 72H145V73L147 72L146 74H148V71H145V70H144ZM123 73H121L122 76H123ZM91 75H92V74H91ZM93 75H94V74H93ZM131 75H132V74H131ZM137 83H138L139 86H141L142 88H144V89H146V90L148 89L146 83H144V84H141L140 82H137ZM6 93H8V92H6ZM20 93H21V94H24V93H25V94H24L25 96L23 95V98H24V99H30L29 96H31V95H30L29 93H28V94H29L28 96H27V94H26L27 92H25V91H24V92H20ZM20 93H19V95H21ZM17 94H18V93H17ZM6 95H7V94H6ZM36 95H37V97H39V96H38L39 94H36ZM40 95H41V94H40ZM21 96H22V95H21ZM25 97H27V98H25ZM33 97H36V96H33ZM33 97H32V99H34V100H38L39 98H42L41 96H40L39 98H36V99L33 98ZM32 99H30V100H32ZM163 99H164V97H163ZM168 99H169V100H174V99H171V98L165 97V100H166V101H168ZM39 100H40V99H39ZM152 100H153V98H151L150 101H152ZM167 103H168V102H167ZM174 103H175V102L170 101L168 104H169V105H173ZM30 107H31V106H30ZM30 107H28L29 110L26 109V110H24L23 112H21V115H22V113H23L24 117H25L26 120H27V121H25V122H28V123H29L28 125H30V126L33 125V127H40V125L42 124V120H40V121L38 122V124L36 123V125H35V124H33L34 121L31 120V116L33 115V116H32V119H33V117H34L35 115L38 117V116L42 115L43 112H42V111H38V110L36 109V107H33V106L31 107V109H32V108H34V109L31 110ZM35 109H36V110H35ZM24 113H25V114H24ZM27 113H28L29 115H28ZM38 113H40V114H38ZM25 115H26L27 117H26ZM158 115H159V113H158ZM28 116H29V117H28ZM36 116H35V117H36ZM244 116H246V117L253 116V117H254V116H257V114H256L255 112H249V113H245ZM147 117H148V116H143V117L140 118V120H134L133 125H130L128 122H126L125 125H124V124H120V123H117V124H116V123H113V122H112L113 124H115V125H114V126H115L114 129H116V127L119 126L116 130H114V132H116V131H117V133H118L119 131L122 132V129H125L124 127H126V130H125V133H126V134H125V135H127V136L124 135L125 137H123L124 139L122 138V140H121L122 142H121V143L119 142V146H120V147H122V148L125 147V148H126V146H129V145H130V146L133 145V147H134V146H135V147H136V146L139 147V145H140L139 143H140V142H141V143L144 142V141H143V137L141 136L142 134L144 135V134L147 133V132L154 133V132H156V131L158 130V128H159L158 125H157V124H156V125H152V124H154V121L151 120V119H148ZM160 117H161V119H163V117H164V120H161V121L163 122V124H165V115L162 114V115H160ZM25 118H24V120H25ZM28 118H29V119H28ZM24 120H23V121H24ZM30 120H31V122H29ZM85 120H86L87 123H86V122L84 123ZM169 120H170V119H169ZM23 121H22V122H23ZM82 121H83V122H82ZM82 121H79V122H81L83 125H82L81 123H79V124L76 123V124H74L72 127L69 126V127H71V128L65 126V127H63V129L65 128L64 130H66V128H68V129H72V128H73V130H72V136L75 137L76 140L79 139V137H82L83 135H87V136H89L90 134H91V135H94V134L97 135V133L99 134V133L101 132L102 129L100 130V128H101L103 125H102L101 127H97V126H95V125L93 124L92 127H91V126L89 125L90 121L88 120V118H87V119L84 118ZM32 122H33V123H32ZM88 122H89V123H88ZM106 122H107V121H106ZM108 122H109V121H108ZM30 123H31V124H30ZM22 124H23V123H22ZM39 124H40V125H39ZM90 124H91V123H90ZM107 124H109V123H107ZM28 125H27V126H28ZM69 125H70V124H69ZM109 125H110V124H109ZM41 126H42V125H41ZM81 126L85 127V129H84L83 127H81ZM94 126L97 127L96 129L99 130V131H97L96 129H92ZM90 127H91V128H90ZM95 127H94V128H95ZM74 128H76V129H74ZM120 128H121V129H120ZM51 129H53V127H51ZM90 129H91V130H90ZM93 130H94V131H93ZM95 130H96V131H95ZM139 130H140L142 133L139 132L141 135H138V136H137V133H138ZM82 131H83V132H82ZM143 131H146V132H143ZM74 132H75V133H74ZM114 132H113V131L109 132V133H110V136H112V134H116V133H114ZM123 132H124V130H123ZM73 134H74L75 136H74ZM77 134H78V135H77ZM80 134H81L82 136H81ZM79 135H80V136H79ZM113 136H114V135H113ZM134 136H135V137H134ZM140 136H141V137H140ZM145 137H146V136H145ZM75 138H74V139H75ZM74 139H73V141H74ZM140 139H141V141H140ZM146 139H148L147 141L150 140V138H148V137L145 138L144 140H146ZM151 139H152V138H151ZM190 141H192V140H190ZM216 141H218V140H216ZM150 143H152L151 140H150L149 144H150ZM68 144H69V143L66 144V145H67V148H68V147H71V146H69L70 144H69V145H68ZM206 144H207V141H206V136H205L204 139H203V141H202V146H206ZM66 145H65V146H66ZM65 146L63 147L64 149L66 148ZM83 146H84V148H82V149L80 150V153H81L82 151H84V153H87V152H85V151L88 150V151L90 152V151H93V150H94V149H92L93 147L96 148L93 144L82 145L81 147H83ZM92 146H93V147H92ZM234 146H235V143L232 142V147H234ZM81 147H80V148H81ZM63 148H62V149H63ZM87 148H88V149H87ZM184 148H190V147H184ZM64 149H63V151L60 150L61 152L59 151V153L56 154L57 156H59L58 159H59L61 156H63V154H64L65 158H67V156L70 158L71 155H74L75 158H70V159L67 158L69 161H68V162L65 161L66 163H65L64 161H60V160H59V161H56V160H55V162H54L52 165H53V167H55V171H60L61 168H64V169H65V174H60V173L58 172V174L56 175V177H55L54 179H52V182H43V183H42V182L40 181V183H41V184H39V185H41L40 188L36 189L35 191L32 190V191L27 192V194H25V196H23L24 198H23V197L21 198V199H24L23 202H24V203L26 202V203H25L24 205L22 204L23 207H22V206H21V207H22L23 209L21 208L22 210H20V213L23 214L25 218L28 217V221H31V219H33L31 222H34V223H35V221H34L35 219H37V220L39 221V218H36V216H37L40 212H46V211L52 210V209H50V208H53V207H51V206H53L54 203L51 204V202H55V201L58 202V200L61 198V196H62L63 194L66 196V198H68V194H70L71 192L74 193L73 196H75V197H73V198H76V196H77L78 200H79V197L81 196L80 193H81L82 191L84 192V194H86L85 196H88V194H90V195H91V196H90L91 200H92V198H93V199L95 198L94 200H96V199L99 200V199H101L100 197H102V198L105 197V198H106V197H109V196L113 195V192H112V191H114V190H116V192H117V193L114 194V195L116 196V198H115V197H114V198H115V199H118V198L121 197V200L119 201V202H121V203H122V201H124L125 199H127L128 196H130V195H132V196L130 197V199H131L133 196H135V195H137V198H138V196H139L140 194H142V193L147 194L149 200H151L150 198L152 197V194H151L152 191L150 190V191H151V192H150L149 190H146V189H147L146 186H145V187H142V186H144V183H141L142 186L139 185V183H138V184H136V183H134V184L131 183V184H122V185L120 184V185H118L117 182H118L119 180H118L117 178H113V176H114L115 174L118 176V173H117V172H118V171H117L118 169L116 170L117 172H116L115 170H113L114 173L116 172L115 174H113L112 171H111V172H110V171L107 172V173H109V174H107V173H105L106 170H104V173H105V174H102V176H103L104 178H103V177H102L103 179H102V178H99V179H98L99 182H97L98 180H96V178H94V180H90V179H89V176L85 175V173H83V172L81 171V169H78V170H74V171H73V170L71 169V168H73V167H71V166H72L73 162H74L75 160H77V158H78V157L76 158V155H75V153H76L77 151L74 150L75 152H73L72 149H70V148H68V149H66V150H64ZM85 149H86V150H85ZM119 149H120V148H119ZM135 149H136V148H135ZM135 149L133 150L132 156H133V154H136V155H137L136 157H139L138 152H137V150H135ZM70 151H71V152H70ZM122 151H123V152H122ZM122 151L120 150V151L117 152L118 154H120V155H117V156H119V159H118V157H117V160H116V162L118 161V163H119L120 160H122L121 157L124 155V150H122ZM57 152H58V151H57ZM131 152H132V151H131ZM61 153H62V154H61ZM65 153H66V154H65ZM69 154H71V155H69ZM76 154H77V153H76ZM78 154H79V150H78ZM82 154H83V152H82ZM77 156H78V155H77ZM72 157H73V156H72ZM133 157H135V155H134ZM58 159H57V160H58ZM60 159L62 160L63 157H61ZM69 162L72 163V164L70 165V167L68 166V164H70ZM233 163H235V161H233ZM64 165H66V166H64ZM104 165H105V164H104ZM116 165H117V164H116ZM106 167H107V166H106ZM117 167H118V166H117ZM117 167L112 168V169H116ZM108 168H109V167H108ZM108 168H105V169H108ZM110 168H111V167H110ZM110 168H109V169H110ZM109 169H108V170H109ZM112 169H110V170H112ZM71 170H72V171H71ZM111 173H112L113 175H112ZM40 176H41V175H40ZM17 177H19V179L24 178V177H25V174H24V176H22V174H21V178H20L19 175H18ZM41 177H42V176H41ZM62 177L64 178L63 180H62ZM100 177H101V176H100ZM87 178H88V179H87ZM97 178H98V177H97ZM111 178H112V179H111ZM100 179H102V181H101ZM64 180H65V181H64ZM62 181H64L65 184H64ZM116 181H117V182H116ZM94 182H95V183H94ZM1 183H2V185H4V184H3V181H2ZM91 183H92V184H91ZM100 183H101V184H100ZM62 184H64V185H62ZM79 184H83V185H85V186H83L84 189H81V192H79L80 190L78 189L79 191L76 192L75 187H77V185H79ZM98 184H100V185H98ZM2 185H1V186H2ZM89 185L93 186V188L90 186V189H93V190H94V194H93V192H92L93 190L90 191V189L87 188V186H89ZM96 185H97V187H96ZM138 185H139V186H138ZM1 186H0V187H1ZM62 186H64V187H63V188H64V191H63V189L60 188V187H62ZM134 186H135V187H134ZM137 186H138L139 188H138ZM95 187H96V188H95ZM2 188H3V186H2ZM69 188H71V189H69ZM0 189H1V188H0ZM65 189H67L66 192H65ZM72 189H75V190L70 191V190H72ZM112 189H113V190H112ZM117 190H118V191H117ZM139 190H140V191H139ZM69 191H70V192H69ZM136 191H137V192H136ZM148 191H149V192H148ZM83 192L81 193V194H82V197H81V198H83V200L85 199V200H84V201H86L85 204H86L87 207H88V205L90 206V203H91V202H90L89 199L87 198V199H88V202H90V203L87 204V200H86V197L83 196V195H84ZM72 193H71V196H69L70 198H68V200H71V198H72ZM111 193H112V194H111ZM139 193H140V194H139ZM152 193H153V192H152ZM129 194H130V195H129ZM78 195H80V196H78ZM97 195H100V196L98 197ZM103 195H104V196H103ZM149 195H150V196H149ZM93 196H94V197H93ZM95 196H96V197H95ZM119 196H120V197H119ZM122 197H123V198H122ZM81 198H80V200H81ZM105 198H103V199H105ZM114 198H113V199H114ZM124 198H125V199H124ZM134 198H135V197H134ZM109 199H110V197H109ZM113 199H112V200H113ZM115 199H114V200H115ZM128 199H129V198H128ZM25 200H26V201H25ZM112 200L110 199V201H112ZM149 200H148V201H149ZM254 200H264V191H261V192H259L258 194H255V195H254ZM66 201H67V200H66ZM81 201H82V200H81ZM110 201H109V202H110ZM115 201H116V200H115ZM115 201H113V202L115 203ZM21 202H22V201H21ZM109 202H108V203H109ZM113 202H112V205H111V203H109V204H110V205H109L108 203L105 202L104 205L102 204V206H105L106 204H107V205H106V207H105L104 209H103V207H101V210H104V211H106V212H107V211H110V212H111V210L108 209V208L111 207V206H112L111 208L115 207V209H116V208L118 207V204H114ZM117 202H118V201H117ZM127 202H128V201H127ZM127 202L125 201L124 204H123V205H125V207H128V206L126 205ZM129 202H130V200H129ZM129 202H128V204H129ZM81 203L84 204V202H80V204H81ZM94 203H95V202H94ZM27 204H28V205H27ZM29 204H30V205H29ZM55 204H56V203H55ZM80 204H79V206L75 209L76 211H72V212H80L81 210H83L84 208H86V206L83 207V205L80 206ZM85 204H84V205H85ZM92 204H93V201H92ZM92 204H91V205H92ZM95 204H96V203H95ZM50 205H51V206H50ZM114 205H115V206H114ZM123 205H122L121 208L124 207ZM82 207H83V208H82ZM107 207H108V208H107ZM30 208H31V209H30ZM98 208H100V207H98ZM106 208H107V209H106ZM111 208H110V209H111ZM25 209H26V210H25ZM27 209H28V210L30 209V210L28 211ZM79 209H80V211H79ZM115 209H114L112 212H116V211L118 210V209H117V210H115ZM123 209H127V208H123ZM77 210H78V211H77ZM25 211H27V212H25ZM30 211H31V212H30ZM104 211H103V212H104ZM118 211H119V210H118ZM150 211H151V210H150ZM153 211H154V210H153ZM153 211H151V212H149V213H153ZM156 211L158 212V210H155V212H156ZM30 213H31L32 215H31ZM33 213H34V214H33ZM116 213H117V215H116L115 213H111V214H109V212H108V213H105V212L103 213L102 218L104 217V219L107 218V219L109 220V221H106V220L103 219V220H104L103 223H104L105 225H107V227H108L109 229H110V228H113L112 226H113L115 223L117 224L118 222H120V219H119L120 217H118V216H120V214H119V212H116ZM25 214H26V216H25ZM71 214H73V213H71ZM104 214H106V215H108V216L105 215V216H106V217H105ZM114 214H115V215H114ZM27 215H28V216H27ZM147 215H148V213L146 214V216H147ZM151 215H152V214H151ZM154 215H156V213H155ZM154 215H153V216H154ZM30 216H31V218H30ZM116 216H117V218H116ZM146 216H145V218H147ZM37 217H38V216H37ZM155 217H156V216H155ZM34 218H35V219H34ZM113 218H114V219H113ZM153 218H154V217H153ZM153 218H151V219H153ZM132 219H133V221H135V222L138 221V215L133 216ZM141 220H143V218H142ZM141 220H139V221H141ZM144 220H145V219H144ZM147 220H149V219L147 218ZM147 220L144 221L145 223H144V222H143V223H142V222H139V225H140L141 227L138 226V227L135 228V229H136V232H137V235H138V234H141V235H142V234L144 233L143 231H145V234H147V232H149L148 234H151L150 231L153 232L152 230H154V229L156 228V227L154 226V225H156V224H153V227H155V228H154V229H150L149 231H146V230L149 229L148 227L151 226V223H155V221H154L155 219H154V220H151V221H153V222H149V221H147ZM49 222H51V221H49ZM108 222H109V223L111 222L112 224L110 223L111 225H109ZM147 222H148V224H150V225L146 226L145 224H146ZM36 223H39V222H36ZM140 223H142V224H144V225H141ZM181 225H182V227L184 226V225H183V222L181 223ZM156 226H157V228L159 229V225H156ZM107 227H106V230H107ZM139 227H140V230H137ZM143 227H144V228H143ZM146 227H147L148 229H147ZM151 227H152V226H151ZM153 227H152V228H153ZM165 227H166V229L169 228L168 225H166ZM165 227H164V228H165ZM167 227H168V228H167ZM141 228H142V229H141ZM160 228H162V229H159V230H162V231L164 230L163 232H165L166 229H163V227H160ZM61 229H62V227L52 226V230H56V231L58 230L59 233L62 232ZM109 229H108V230H109ZM135 229L132 230V232L135 231ZM144 229H145V230H144ZM158 229H155V230H154V233H152V235H154V234H155V235H158L159 232L156 231V230H158ZM52 230H50V231H52ZM108 230H107V231H108ZM142 230H143V231H142ZM171 230H172L171 228H169V230H166V231H167V232H166V233H167V234H166L167 236H166L165 238H164V235H165V234H164V233H163L164 235L162 234V235H163V238H162V236H161V238H162L161 241L165 239V242H166L167 244H169L171 241H173V242L169 244L170 246H168V245L161 246V245H164L165 243H163L164 241L161 242V241L159 240V245H160V244H161V245H160V246L157 245V246H158V249H159L158 251H159V252L161 251V252H163V253H161V252L158 253L159 255L156 256L157 258L154 256L155 254H151V253L148 254V253H146V254H144V256L141 254V253H142V251H141L142 248L144 249L145 252H147V249L150 250V249L152 248V247H151V244H149V243H150V242H151V243L154 242V240H150V242H149L148 240H149V239H152L155 235H154L153 237H152V235H150L151 238H149L150 236L148 237L147 235L144 234L146 237H145L144 235H142V236L144 237L143 239L145 240V241H143V239H141V237L139 238L138 236H134L136 233H134V234L132 235V233H131V231H130V233H131L130 235H132V236H134V237L131 238V242H130V236H129V239H128L129 242H130V243H132V242L135 243L134 241H135V240H136V241L138 240V243H136V244L134 245V247H132L133 249H134V248H135V249L132 250L131 253L136 254V256L139 255V254H141V255H139L138 257L141 256L142 259H146V257H147V259H148V258H151L150 261H152V260L154 261V259H155V260H158V257H159L160 260H163V261H164V260H165V261L167 260V261H169V262H166L167 264H171V263H172V264H175V258H176V255L178 256L177 252H179V250H180L181 248H184V247H185V244L190 240V238H189V237H185V238L183 239L184 241H182V242H186V243L183 244L184 247L181 245V247L178 248V247H179L178 244H180V242H179L178 239L176 238L177 236L174 234V232L171 233V232H172ZM56 231H54V232H56ZM107 231H106V232H107ZM139 231H140V232H139ZM141 231H142L143 233H141ZM155 231H156V232H155ZM162 231H160V232H162ZM52 232H53V231H52ZM52 232H51V233H52ZM54 232H53V233H54ZM106 232H105V233H106ZM108 232H109V231H108ZM108 232H107V234L102 235L101 240H103V242H102L101 240H99L100 238H99V239L97 238V240H96V242H95V245H94V243H92L91 245H88V246H87V247H88V249H87L88 251H87L86 253H83V252H81V251H77V253H78V252H79V253L81 252L80 255L82 254V255H83V256H82L83 258H87V257H89L90 259H87V261H88V260L91 261V259L93 260L94 258H97V256H95V254L101 256V254H102L101 252L106 251V242H104V238L106 239V238L108 237V236H105V235H108ZM110 232H112V229L110 230ZM138 232H139V233H138ZM157 232H158V233H157ZM168 232H169L170 234H169ZM156 233H157V234H156ZM185 233H187V232H185ZM189 233H190V232H189ZM189 233H188V235H187V234H184V235H185V236H190ZM55 234H56V233H55ZM56 235H57V234H56ZM58 235H59V234H58ZM61 235H64V234L62 233ZM61 235H60V236H61ZM24 236H25V235H22V234H21V236H17V237L15 238L16 240H15V239H14V240L17 241L16 243H19V244L21 243V245L23 244V246H25L24 244H29V243H28V241H25V240H27V238H25L26 236H25V237H24ZM5 237H7V239H6ZM5 237L2 239V241L4 240V242H2V243L5 244V246H6V245H8V243H9V242H7L6 240H8V239L10 240V237L7 236V235H6ZM20 237H21V238H20ZM103 237H104V238H103ZM137 237H138V238H137ZM147 237H148V239L146 240L145 238H147ZM175 238H176V240H175ZM186 238H187V239H186ZM60 239H61V238H60ZM60 239L57 238V240H58V242H59L58 245H60V243L62 242V244L60 245V247H58V249L64 247V245H65V244H64L65 241H63V236H62V240H60ZM139 239H141L142 242H140ZM9 240H8V241H9ZM174 240H175V241H174ZM187 240H188V241H187ZM15 241H14V242H15ZM100 241H101V242H100ZM106 241H107V239H106ZM156 241H157V240H156ZM168 241H169V243H168ZM66 242H67V241H66ZM146 242H147V243H146ZM160 242H161V243H160ZM176 242H178V243H176ZM156 243L158 244V241H157V242H154L153 247L155 246ZM162 243H163V244H162ZM188 243H189V244H188ZM188 243H187L188 246L185 247V248H187L186 250H189V249H188L189 247H190V249H191V246H193V248H195V249H197V248L199 247L197 244L190 245V242H188ZM152 244H153V243H152ZM171 244H172V245L174 244L173 247L177 246V248H176V247H175V248H171V249L168 248V247H171V246H172ZM181 244H182V243H181ZM189 245H190V246H189ZM27 246H28V245H27ZM157 246H156V247H157ZM167 246H168V247H167ZM87 247H86V248H87ZM91 247H92V248H91ZM136 247H137V248H136ZM160 247H164L163 249H164L166 252H164L163 249L160 250ZM166 247H167V249H165ZM132 248H131V249H132ZM140 248H141V249H140ZM149 248H150V249H149ZM195 249H193V250L191 249V251H190V250H189V251H190L191 253H195V251H196ZM99 250H100V251H99ZM138 250L141 251V252H139ZM95 251H96V253H95ZM97 251H99L100 253L98 252V253H99V254H98ZM137 251H138V252H137ZM144 251H143V253H144ZM193 251H194V252H193ZM135 252H137L138 254L135 253ZM160 254H161V256H160ZM150 255H153V256L150 257ZM84 256H86V257H84ZM91 256H95V257L92 258ZM99 256H98V257H99ZM79 258H80L81 260L83 259V258H81V256H80ZM94 260H95V259H94ZM160 260H158V261H160ZM176 260H177V261H176V264H177L178 259L176 258ZM186 260H187V258H186ZM79 261H80V260H79ZM90 261H88L89 263H87V264H92V263H93V261H92V262H90ZM154 262H155V261H154ZM154 262H153V263H154ZM0 264H1V262H0ZM77 264H81V261L78 262ZM154 264H156V263H154Z\"/></svg>",
  "mask_w": 264,
  "mask_h": 264
}]
</instances>
